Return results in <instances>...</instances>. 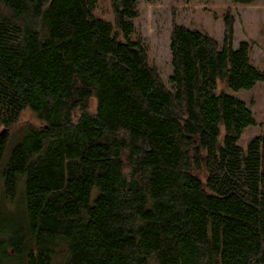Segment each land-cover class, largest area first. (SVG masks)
Here are the masks:
<instances>
[{
    "label": "trees",
    "instance_id": "obj_1",
    "mask_svg": "<svg viewBox=\"0 0 264 264\" xmlns=\"http://www.w3.org/2000/svg\"><path fill=\"white\" fill-rule=\"evenodd\" d=\"M110 1L113 22L100 0H0V172L25 186L28 264H264V134L239 147L252 111L217 93L264 83L250 44L230 13L222 44L175 24L169 89L140 0ZM25 112L40 126L12 145Z\"/></svg>",
    "mask_w": 264,
    "mask_h": 264
},
{
    "label": "rangeland",
    "instance_id": "obj_2",
    "mask_svg": "<svg viewBox=\"0 0 264 264\" xmlns=\"http://www.w3.org/2000/svg\"><path fill=\"white\" fill-rule=\"evenodd\" d=\"M137 10L134 37L141 40L151 66L158 70L169 89H172L170 37L173 26L177 24L202 31L222 44L224 17L228 13L235 19L234 47L248 42L251 46V62L264 70V0H256L251 4H235L231 0H140ZM96 15L113 22L111 1L100 0ZM217 93L238 97L252 111L256 125L249 127L238 142V146L246 150L253 140L264 134V83H257L252 90L235 93L220 80ZM91 104V112L95 113L96 102L92 101ZM20 123L21 126L10 132L12 145L18 140L17 132L29 125L40 126L30 112L22 115ZM2 132L0 128V134ZM33 244L24 183H19L14 195H8L0 172V264H28L29 249Z\"/></svg>",
    "mask_w": 264,
    "mask_h": 264
},
{
    "label": "water",
    "instance_id": "obj_3",
    "mask_svg": "<svg viewBox=\"0 0 264 264\" xmlns=\"http://www.w3.org/2000/svg\"><path fill=\"white\" fill-rule=\"evenodd\" d=\"M5 131H3L0 135H2Z\"/></svg>",
    "mask_w": 264,
    "mask_h": 264
}]
</instances>
